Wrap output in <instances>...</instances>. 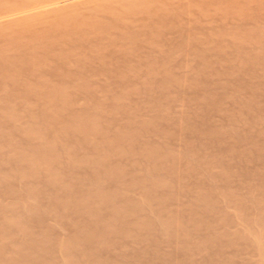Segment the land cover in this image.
Segmentation results:
<instances>
[{
    "label": "bare ground",
    "instance_id": "1",
    "mask_svg": "<svg viewBox=\"0 0 264 264\" xmlns=\"http://www.w3.org/2000/svg\"><path fill=\"white\" fill-rule=\"evenodd\" d=\"M178 1L0 0V264H141L142 258L146 264H173L160 259L157 226L172 225L177 243L192 239L184 230L187 213L164 206L168 188L181 190L192 178L196 183L189 185L190 192L205 201V216L194 207L188 218L235 247L249 238L257 256L254 264H264V182L244 196L236 192L246 181L231 180L238 164L257 149L261 135L233 132L235 160L228 156L233 152L225 146V136L217 135L224 125L234 124V117L227 123L208 120L230 94L231 108L246 109L244 118L264 120V101L256 102V97L264 98V0ZM141 12L147 20L135 18ZM183 16L192 19L186 29L199 27L203 34L200 44L188 47L190 59L197 61L190 73L171 74L160 64L170 50L158 46L153 27L180 31ZM139 28L146 30L155 50L142 53L146 62L133 68L132 51L121 46ZM84 59L96 64L87 74ZM57 61L51 66L57 73L54 80L47 65ZM70 61L78 66L73 73L67 70ZM140 68H146L144 78L133 79ZM158 74L164 76L159 85L152 81ZM91 76L114 80L96 86ZM198 85L204 88L195 92ZM168 93H176L169 96L180 98L188 109L212 98L217 102L199 106L204 121L197 126L192 109L172 113ZM78 94L81 103L75 101ZM138 94L144 97L129 100ZM173 118L184 122L177 131ZM165 122L174 130L163 132L164 141H159L157 132ZM187 132L196 147L189 137L186 152L166 147L165 141ZM253 155L259 169L243 180L264 171V154ZM219 163L220 176L204 174L205 167ZM206 181L208 190L220 193L216 199L202 186ZM215 203L230 207L233 214L210 210ZM221 226L228 230L219 231ZM242 252L249 251L232 248L229 264L238 259L247 264ZM184 258L194 264L192 253Z\"/></svg>",
    "mask_w": 264,
    "mask_h": 264
},
{
    "label": "rangeland",
    "instance_id": "2",
    "mask_svg": "<svg viewBox=\"0 0 264 264\" xmlns=\"http://www.w3.org/2000/svg\"><path fill=\"white\" fill-rule=\"evenodd\" d=\"M187 1L188 0H179L177 3L180 5H183ZM261 15L263 16V19H264V10H263V12H261ZM134 16H136L135 17L136 19H144V20H147V17H148V16H146V14L144 12L138 13ZM190 19L191 18L189 16L187 18L184 16L181 17V20H179V22L182 24V29L180 31L179 30L176 31L173 28L171 29L170 27L161 28L160 26H156V25H154V27H153L154 28L153 29L154 30L153 36L156 37V41H157L158 46L160 48L170 50L169 56H166L165 59H161L160 64H162V66L165 67L166 69H170L172 71L171 74H174V73L175 74L176 73L177 74H184V73L188 74V73H190V70L193 69V66L197 63V61L190 59V57L188 55V51H189L188 47L189 46L196 47V45L200 44L201 38H202L200 36H202L203 33L200 30V34H199V27L196 29L188 27L189 29H191L190 31H192V32H190L191 34H189V32H188L189 30H188V28L186 29L185 26H188L187 22L192 20V19L191 20ZM153 22L155 23L154 20H153ZM213 24L214 23H212L210 25L213 26ZM185 29H186V31H185ZM136 31H137V33L134 34L136 36L131 37L132 40L124 39L123 45L121 46V48L123 50H125L126 52L132 51V55H130L129 57H130L131 61L133 62L132 63L133 68L138 67L141 63L146 62V59H144L141 56L142 53L145 54L147 51L154 52V50H155V46L153 44H149L148 41L146 40V37H145V31L146 30L143 28H141V29L139 28V30H136ZM188 34H189V36H187ZM181 36H182V38H181ZM183 36H187V37H183ZM188 37H190L191 39ZM184 38L187 39L186 44H184L186 41V39H184ZM180 41H182V42H180ZM184 45L187 48H185ZM123 50H121V52L125 53V51H123ZM58 61H60V60H58ZM58 61L56 63H50L47 66L51 67V66L57 65V64H59ZM82 61H81L82 67L84 68L83 72H85L86 74H87V72H90L92 69H94L96 67V64H94V63L89 64L88 62H86L85 59ZM162 62H165V63H162ZM135 63H139V64H135ZM186 64H188V65H186ZM186 66H188L187 67L188 69L185 68ZM222 66H224V65H222ZM52 68L53 67H51L49 74L52 76V78L54 80H57L58 79L56 77L57 73L53 72L54 70ZM77 69H78L77 64L73 63L72 61H70V64L67 65V70L70 73L75 72ZM145 70H146V68L145 69L140 68L139 71L137 72V74L136 75L134 74L135 76H133V74H131L133 76V79H137L138 77H139L138 79H141L142 75L144 74L143 72H145ZM141 73H143V74H141ZM157 76H155L156 79L154 78L155 80H152V81L154 84L159 85L160 82L163 80L164 76H162V75L159 76V74ZM143 78H144V76H143ZM200 78H202V76ZM91 79H92L91 81L94 82L96 84V86H106L107 83L109 82V80H114L113 78L109 79V78H104V77H100V76H91ZM203 79H205V78L203 77ZM205 81H206V79H205ZM223 82H224V79H223ZM223 82L221 81V83H223ZM186 85H187V83H186ZM198 87H199V85L195 88V92H198V91L200 92L201 89L204 88V87L200 86L198 89ZM171 94L173 96L176 95V93L175 94L171 93ZM171 94L168 93L166 95H167V98L172 100L171 101V103H172L171 104L172 105L171 110H173L172 113L173 114L176 113L175 115H178L182 111H184V109H185L184 112H189L190 109H192L193 113L190 112V114H192L194 116L193 120H194V123L197 124V126H200L199 124L202 125L203 121H204V117L200 113V111L202 110L201 109L202 107L200 108L199 106L203 105V107H204V105H206V104H213L214 101L217 102L216 99L213 100V98H212V100H210V102H208V101L207 102H200L199 104H201V105H199V106L197 105V103H193L194 105L192 104V106H191L192 108L188 109V107L185 108L186 107L185 105L183 106V104L181 103L182 102L181 100L179 102L180 98L179 99H176L178 97L171 98L169 96ZM216 94L221 95L222 92L218 91ZM227 94L229 95V92ZM239 94H240V96L245 97L244 95L247 93L246 92L245 93L239 92ZM139 95L140 94L131 95V97H129V100L134 102V101L140 100L144 97V95H140V96ZM166 95L164 94V96H166ZM230 95H232V94H230ZM230 95H229V97L226 95V98L224 97L223 100L220 99L222 101V103L218 104L221 106L218 107L217 109L220 108L219 110H221V108L224 107L222 109V112L221 111L218 112L219 110L218 111L214 110L215 113L213 114L214 111H211L212 113L210 112L209 114H212V115L210 116L208 114V117H210V118L208 119V117H207V119L210 120L212 118V120H210L211 123L212 122L215 123V122H218L221 120H223L224 122L227 123L226 119H228V118L230 119V117H232V118L234 117V120L233 121L231 120L232 123H234L233 125H231V126L224 125L222 127V129L218 130V132H217V135L225 136L224 137V142H225L224 144H225V146H227V145L229 146V147H227L228 149H230V147L234 143L233 142L234 139L231 137H232V133L235 131H238L240 134H245V135H249V136L253 135L254 136L253 138H256L257 135H261V137L257 138V139H259V141L257 143V149L252 148L251 154H247L245 161H243V163H241V164H238L239 166L236 167V170L238 173L235 172L231 175V180L233 182L241 184L243 181H246V183H242L239 186V191L236 192V193H238V195H244L245 196L246 194H248L249 188L254 187V186H259L261 184V182H264V171L259 176H256L254 178L250 177L249 179L243 180L244 179L243 177L246 175L247 172H249V171L253 172L256 169H259L260 161H257L253 154L255 153L256 156H259V155L263 156V154H264V149H263V147H264V120L257 121V122L255 121L256 123H254V122L250 121L249 117L244 118L247 116L243 115L244 116L243 117L241 113H243V111L246 112V109L244 107H242V106L240 107L238 105L237 106L234 105L235 107L233 106L235 109L231 108L233 100H232V98H230ZM97 97H100V94H97ZM75 101L78 103L83 102L82 101V95H80V94L76 95ZM211 101H213V103ZM263 101H264V98H262V96L261 97L258 96V98L256 97V102L262 103ZM193 106H196V107H193ZM225 106L227 108H225ZM229 106H230V109H228ZM139 107L140 108H147L148 106H146L145 104L144 105L141 104V105H139ZM243 108H244V110H243ZM186 109H187V111H186ZM227 110H229V112ZM231 110L234 112H232ZM216 112H218V113H216ZM104 113H106V112H104ZM104 113H102V114H104ZM240 114H241V116H240ZM115 115H116L115 118L117 120L121 119V117H122V115L120 113L119 114L117 113ZM163 115H165V113ZM236 115H238V116H236ZM102 117L104 119H109V120L111 119L110 115H102ZM173 119H175V118H173ZM176 119L173 122H175ZM177 120L178 121L175 122L176 126H178L175 129L176 131L179 130L181 125L183 126V124H184V122L181 119H177ZM215 120H217V121H215ZM170 122L172 123V121H170ZM170 122L169 123L165 122V124H163L162 127L160 126L161 130H159L157 132L158 133L157 139L159 141H164V138L162 136L163 132H165L166 130L167 131L174 130L173 126H172V128L169 129V127L172 125V124H170ZM182 122H183V124H182ZM250 122H252V123H250ZM226 123H224V124H226ZM253 123H254V125H253ZM177 124H179V125H177ZM189 134L190 133L187 132V133H182L181 136H179V137H171V139H168L167 141H165L166 147L174 149L176 152H180V153L186 152L187 148H188L186 146V144H187V141L189 142V138L193 141V146L196 147L194 139ZM182 137H183V140H180V138H182ZM187 137H189V138H187ZM238 143L241 144L243 142H238ZM244 144H246V143H244ZM259 148H262V149H259ZM230 151H232L233 153L228 154V156L230 158H232V159L234 158L236 160V157L238 156V155H236L237 152L233 148H231ZM220 166H221V164L219 163L218 166L214 165L210 168L205 167L204 174L220 176V174H221ZM178 167L183 169V171L185 170V172L187 170V168L184 167L183 164H180V166H178ZM165 177H166V175H165ZM166 178H168V177H166ZM194 180H195V178L187 180L185 182V187L181 190H179L175 187H169L167 190V192H169L168 193L169 198L167 199L168 204L164 205L165 208H167L169 211L179 210L180 212L187 213V222H185V224H184V230L186 229L187 234H190L192 236L191 237L192 239L191 240L189 239V241H187L186 243H177V242H175V240L173 238V236L176 233L172 229L173 228L172 225H170V227L166 226L165 229H163L160 226H157V229L160 231V233H162L164 231L167 232V234H165V235H160V233L157 232V234H159V240H161V242L159 243V247L161 248L160 252L162 254L161 255L162 258H160V259L164 262L173 261L174 262L173 264H186V262H184V259H185L184 256L187 257L190 253H192L193 254L192 261L194 264H229L230 261L233 260V255H232L233 253H231V249L234 248V250L237 249V252H239V250L243 251V249H245V250L247 249L250 253L249 252H242L243 256L247 257V262H248L247 264H254L257 260V256L252 254V247H251V243H250L251 241L249 238L244 237V238L238 240L239 245H237L235 247V246H233V244L232 245L229 244L230 240L224 241L225 239H221V240L217 239V238L215 239L213 234H212L213 232L211 229L204 228V226L203 227L197 226L196 224L198 222L196 220H195V222H196L195 223L192 219L188 218V215H190V212L194 207H198L199 212L197 214L199 216H205V214L203 213V210H202L203 208L205 209V207H204L205 201L203 199L200 200V195H199L198 199H196L194 197L197 192H195V193L190 192L193 190L191 188H189V185H193L195 182ZM177 181H179V180H177ZM208 184H209L208 181H206L202 186L205 188L207 194L209 195V197L212 200L216 199V196H218L220 193H218L216 191L213 192L212 190H208ZM217 184H218V186H222L223 181L219 180L217 182ZM174 186H175V184H174ZM187 186H188V188H187ZM217 199H218V197H217ZM219 199H222V198L219 197ZM242 203L247 206L248 202H247V200H242ZM249 204L250 203H248V205ZM227 207L228 206H224L222 203H215V205L213 207H210L209 209L210 210H216V209L220 210L221 209V210H223V213H225L227 215L233 214V210L230 207H228V208ZM251 215L253 217H256L255 214H253V213ZM235 226H240V224L235 223ZM197 227H201V228L196 229ZM221 229H223V230H221ZM218 230L219 231H225V230H228V228L226 229V226L225 227L221 226L218 228ZM211 234H212V236L210 238L209 236ZM199 235L204 236L203 237L204 239L198 240L197 236H199ZM229 237L232 239H236V237H234V235H230ZM173 243H177L176 246H172V247L168 246L169 244H173ZM171 248H174V249H171ZM158 255H160V254H158ZM180 256H182V258H178L179 260L175 261V258L180 257ZM146 258L148 260H150L149 256H147ZM171 258H174V259L172 260ZM143 262H144V264H146V262L142 258L141 264H143ZM159 264H161V262H159ZM187 264H188V262H187ZM232 264H241V259L240 260L238 259L237 261H235Z\"/></svg>",
    "mask_w": 264,
    "mask_h": 264
}]
</instances>
